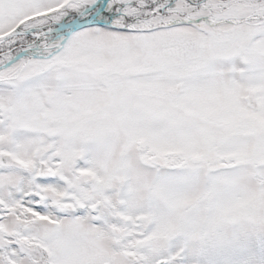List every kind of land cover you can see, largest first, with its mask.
Instances as JSON below:
<instances>
[{"label":"snow or ice","instance_id":"snow-or-ice-1","mask_svg":"<svg viewBox=\"0 0 264 264\" xmlns=\"http://www.w3.org/2000/svg\"><path fill=\"white\" fill-rule=\"evenodd\" d=\"M0 264H264V0H0Z\"/></svg>","mask_w":264,"mask_h":264}]
</instances>
